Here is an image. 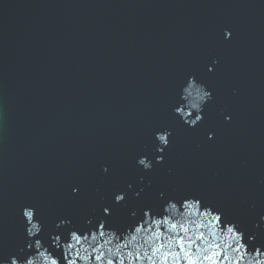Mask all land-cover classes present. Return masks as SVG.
Wrapping results in <instances>:
<instances>
[{
	"label": "water",
	"instance_id": "water-1",
	"mask_svg": "<svg viewBox=\"0 0 264 264\" xmlns=\"http://www.w3.org/2000/svg\"><path fill=\"white\" fill-rule=\"evenodd\" d=\"M189 76L212 92L194 127L173 111ZM188 197L264 251V0H0V259L40 239L63 264L70 230L125 232Z\"/></svg>",
	"mask_w": 264,
	"mask_h": 264
},
{
	"label": "clouds",
	"instance_id": "clouds-1",
	"mask_svg": "<svg viewBox=\"0 0 264 264\" xmlns=\"http://www.w3.org/2000/svg\"><path fill=\"white\" fill-rule=\"evenodd\" d=\"M224 37H231L228 29L224 30ZM208 70L213 68L209 66ZM211 99L212 92L207 86L195 76H189L180 90L179 106L173 111L185 124L194 127L203 119V107ZM193 112L196 114L190 119ZM170 136L168 129L156 132V152H164L170 143ZM208 136L211 139L213 134ZM162 161V155L156 156V163ZM136 163L145 171L153 167L147 156L139 157ZM107 170L105 166L103 171ZM72 191L76 193L78 189L73 188ZM124 199V192L114 195L115 203ZM103 214L110 215V209L103 208ZM22 215L26 219L27 236L35 238L42 230V225L34 218L35 209L24 207ZM143 216L142 222L125 232L106 228L107 222L102 218L95 229L70 230L68 240L63 244V264H264V251L260 247L250 251L243 242L245 233L239 231L235 223H225L221 228L222 213L203 206L200 199H169L163 205L162 214L155 215L151 209H145ZM66 223L68 221L60 220L57 227ZM86 223L92 224V220ZM253 239V236H248L249 242ZM60 241L61 237L55 236L53 243L57 248L61 246ZM34 247L37 250L35 254L26 259L11 256L7 260L0 259V264H62L61 258L50 252L40 239H35Z\"/></svg>",
	"mask_w": 264,
	"mask_h": 264
}]
</instances>
